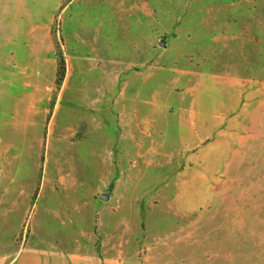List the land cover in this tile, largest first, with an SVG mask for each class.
<instances>
[{
  "label": "rangeland",
  "instance_id": "rangeland-1",
  "mask_svg": "<svg viewBox=\"0 0 264 264\" xmlns=\"http://www.w3.org/2000/svg\"><path fill=\"white\" fill-rule=\"evenodd\" d=\"M0 264H264V0H0Z\"/></svg>",
  "mask_w": 264,
  "mask_h": 264
},
{
  "label": "water",
  "instance_id": "water-1",
  "mask_svg": "<svg viewBox=\"0 0 264 264\" xmlns=\"http://www.w3.org/2000/svg\"><path fill=\"white\" fill-rule=\"evenodd\" d=\"M160 45L162 46L163 45V43L161 42L160 43ZM108 194H109V191H107V193L106 194H103L100 198H101V200H103V201H106L107 199H108Z\"/></svg>",
  "mask_w": 264,
  "mask_h": 264
}]
</instances>
